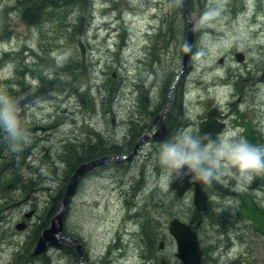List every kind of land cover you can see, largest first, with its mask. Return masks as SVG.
Masks as SVG:
<instances>
[{
	"label": "rangeland",
	"instance_id": "rangeland-1",
	"mask_svg": "<svg viewBox=\"0 0 264 264\" xmlns=\"http://www.w3.org/2000/svg\"><path fill=\"white\" fill-rule=\"evenodd\" d=\"M19 1L0 0V91L16 103L26 93L22 89L44 99L21 110L30 141L20 152L10 151L3 134L0 137V243H10L0 245V264H13L23 255L28 257L24 264H79L65 248H52L34 260L30 257L33 241L60 209L69 176L88 156L86 143L100 139L94 138L95 132L106 138L107 153L115 142L129 145L132 139L136 145L144 136L151 139L156 134L155 120L166 106L171 81L183 68L187 23L182 0L81 1L86 6L83 16L75 3L64 6L49 0L53 6L46 13L42 10L43 16L39 7L32 6L25 18ZM35 2L41 7V0ZM217 4L222 5L220 15L197 31L175 93L176 108L166 119L168 128L176 116L165 139L181 128L199 133L202 115L215 106L227 110L232 96L242 99L243 108L252 106L250 111L263 123L264 97L258 92L262 84L253 79L263 70L256 69L264 59V0L189 2L196 18ZM120 21L127 27L122 48ZM79 39L86 47L84 64ZM201 48L206 55L194 57ZM66 52L70 55L63 59ZM237 53L248 54V60L238 62ZM109 83L120 92L111 105ZM142 94L147 97L145 111L140 107ZM37 125L49 129L32 132ZM38 137L44 138L36 144ZM158 146L145 141L137 156L124 162L122 172L103 170L81 182L64 226L65 233L82 243L85 264H160L163 258L182 264L169 224L173 219L187 224L194 219L191 225L195 226L200 212L193 192L178 198L170 185L166 189L158 185L154 159ZM22 174L25 181L6 191L7 182ZM214 182L222 195L211 199L213 207L226 209L230 216H201L203 223L195 228L201 249L207 252L203 264H264V237L236 218L237 206L230 203L234 198L221 191L227 187L222 178ZM33 209L34 217L25 218ZM23 221L27 228L16 229ZM160 241L165 242L163 250Z\"/></svg>",
	"mask_w": 264,
	"mask_h": 264
},
{
	"label": "clouds",
	"instance_id": "clouds-1",
	"mask_svg": "<svg viewBox=\"0 0 264 264\" xmlns=\"http://www.w3.org/2000/svg\"><path fill=\"white\" fill-rule=\"evenodd\" d=\"M221 10L222 5L217 4L193 19V32L218 17ZM185 50L191 52V46L185 45ZM69 55L70 52L64 53L63 59ZM205 55L203 48L193 54L194 57ZM0 132L13 153L20 152L30 141V133L21 118V107L5 91H0ZM154 159L159 169L157 183L165 189L174 183L183 185L189 178L211 186L225 176L235 180L236 187L241 188L256 175L264 174V146L252 143L232 129L213 135L195 133L191 127L181 128L159 142Z\"/></svg>",
	"mask_w": 264,
	"mask_h": 264
},
{
	"label": "water",
	"instance_id": "water-1",
	"mask_svg": "<svg viewBox=\"0 0 264 264\" xmlns=\"http://www.w3.org/2000/svg\"><path fill=\"white\" fill-rule=\"evenodd\" d=\"M88 0H82L83 4H86ZM190 0H182V8L183 15L185 21L187 23V32H186V40L185 45L191 46V52L185 50L182 56L183 68L176 75L172 85L169 88L167 94V102L164 110L157 116L155 123H157V131L153 136L154 139L150 140L147 136H144L135 146V149L131 155L128 156H106L100 159L93 160L88 163L78 165L73 173L68 178V184L64 192L62 207L58 211V213L52 218L49 227L44 229L39 236L34 252L32 253V257H39L44 255L48 248H58L61 249L63 246H67L73 249L78 257L79 264H85V252L83 249L82 243L75 238L74 236L68 235L64 233V225L66 217L68 216L71 205L77 193L78 186L84 176L90 172L94 167L108 162H121V161H131L133 157L137 154V150L147 142H161L167 135L166 128V119L169 115V111L171 109L173 103V95L177 84L180 78L187 70V66L189 60L191 58L192 50L196 41L197 32H193L192 20L196 17L192 16L190 6ZM120 36H119V47L122 48L126 44L127 40V27L123 21H120L119 24ZM78 48L81 54L82 63H85L86 60V47L81 40L78 41ZM236 59L238 62H244L245 56L242 53H237ZM27 89H22V93H25ZM40 95L36 93L25 94L23 98H21L17 104L20 105L21 110L27 105H33L36 101H40ZM217 113H210L209 119L205 121L201 127L200 132H208L213 135L219 133L225 128V124L219 123L215 118ZM112 123L115 124V120L112 119ZM244 126V125H242ZM246 130L244 132L245 137L254 143V135L248 127H245ZM48 128H34L32 132L41 131L42 133L47 132ZM23 180V177L17 176L15 179L9 184V189H15ZM195 186L194 189V206L197 211L205 212L208 209V197L206 193L201 189V186L198 183H191L190 178L186 179L181 185L180 183H174L171 185V189L177 193L179 198H183L185 194ZM243 202L245 204V209L240 213V215L244 218L250 219L253 221L254 230L263 234L264 236V212L260 211L251 197L246 196L243 197ZM31 214L27 215L30 218ZM201 222L197 224L200 226ZM17 229L23 231L26 229V225L24 223L17 225ZM169 232L172 237L175 239L177 244V254L176 257L181 261L182 264H201L203 251L200 247V242L198 239V233L193 229L191 225H188L182 222L179 219H173L169 224ZM164 242H161L159 245V249H164ZM161 264H171L166 259L161 260Z\"/></svg>",
	"mask_w": 264,
	"mask_h": 264
},
{
	"label": "flooded vegetation",
	"instance_id": "flooded-vegetation-1",
	"mask_svg": "<svg viewBox=\"0 0 264 264\" xmlns=\"http://www.w3.org/2000/svg\"><path fill=\"white\" fill-rule=\"evenodd\" d=\"M245 59L248 60V54H247V56H245ZM262 67H263L262 75L260 77L255 76V78L253 79L254 82H258L259 84H262V85H260V86H262V88H258V92L260 93V98H263L264 97L263 96V93H264V59L262 60V62L260 64L257 65V69L256 70L258 71ZM248 81H249V79H246L245 80V82H248ZM176 90H175L174 95H173V103H172V106H171V109H170L171 113L174 112V110L176 108V101H175V93H176ZM28 94H31V93H28ZM43 99L44 98L41 97V100H43ZM234 100H235V96H232L231 97V101L226 104L227 107H225V109H227V110L220 109L219 106H215L211 110H207V112H205L206 114L202 115V117H201L202 121H201L200 126H199V133L201 131V127H202L203 123L209 119V114L210 113H217V116L215 118L218 120L219 123L225 124V128H223V130L224 129L236 130V131L239 132V134L241 136H243L244 138H246L245 135H244V132L246 130L245 127H248V129L251 132H253V135H254V144H258V145L264 146V126H263L264 125V118H263V123H261L256 118L255 111H253V112L250 111L252 106L249 105V106H247V108H243L242 107V103H241V100H242L241 98H239V99H237L235 101ZM175 118H176V116H175ZM175 118L171 119V123H170V125L167 128V130H168L167 136L170 133V131L172 130V126H173L172 120H174ZM182 118H180L179 120L181 121ZM166 123H167V121H166ZM242 125H244V126H242ZM37 127H42V126L37 125L34 128H37ZM42 138H44V137H38L35 140V143L37 144ZM94 138H97V139L100 138V139L98 141H96V142H93V143H86V146L85 147H86L87 151H85V154L86 155L88 154V156H85L84 161L78 163L75 166V168L78 165H80V164L88 163V162H91L93 160L100 159V158H103V157H106V156H112V155L122 156L123 153H112L111 154V153H107L106 152V150H105V148H106V146H105V140H106V138L103 137L102 134L95 132ZM131 140L128 141L129 144H130ZM114 146L117 149H120L122 147L125 148L126 145L121 146V145L118 144V142H115L114 143ZM127 146H129V145H127ZM32 148H36V145L33 146ZM32 148L30 150H32ZM30 150L28 152L29 153L28 156H30V155L33 154L32 151H30ZM93 150L95 151V153L93 152ZM123 164H124V161H122V162H116V163L113 162V163H109V164H106L105 163V164L98 165V166L94 167L92 170H90V172H88L84 176V178L82 179V181L85 180V179H87L88 177H90L92 175H97L99 172H101L103 170H105V172L108 171V170L111 171L112 168H118L119 169V173H120L123 170L122 169L124 167ZM74 169H73V171H74ZM143 173H145V172H143ZM20 177H23L22 182H24L25 181V176L22 174V175H20ZM14 179H12L11 181L7 182V184L4 187L6 191L11 192V191L14 190V189H9L8 188L9 184ZM145 179H146V173H145ZM190 181H191V183H198L201 186V189L206 193V195L208 197V202H207L208 209L204 213L196 214V218L199 216V219L197 221V224L200 223V222H201V224L203 223V220L201 219V216L202 215L207 216L209 214L212 215V214H218L219 213V214H224V215L230 216V214L227 213V210L226 209H222V208L215 209L213 207V202L211 201V199L214 198V197H216V196H218V195H222V193L219 190H216V187L217 186H216L215 182H213V184L211 186H208V185L201 184L196 179H192ZM222 181H223V183L226 184L227 187L225 189H221V191L222 192H226L227 193L226 196H231V197L234 198V199H230V203H231V205L233 204V205H236L237 206V208L234 209L235 212H236V218L240 222H243V223L246 222L247 225H250L252 227V229L254 230L253 221L250 220V219H242V216L240 217V213L245 209V204L243 202V197H246V196L251 197L252 200L254 201L256 207L260 211L264 212V192H263V190H264V174L256 175L251 182L245 184L241 188H237L236 187V181L234 180V183H233V179H231V178H229L227 176L222 177ZM81 182H80V184H81ZM80 184H79V186H80ZM79 186H78V188H79ZM145 186H146V182H145L144 187ZM194 189H195V186L193 185L189 192H193L194 193ZM56 206L57 205H55V204L53 205V207L51 208L49 214H51V212L53 211V209ZM29 214H31L30 218L27 217V215H29ZM34 214H35V211L33 209L29 213H26L25 214V218L32 219L34 217ZM0 216L3 217V215H1V212H0ZM193 221H194V219L191 220V223H189V225H191ZM23 222H25V221H23ZM229 222H230V220H229ZM17 225H16V229H17ZM191 226L193 228L194 227H197V225H195V226L191 225ZM259 234L263 236V234H261V233H259ZM38 239H39V237L37 238L36 241L35 240L33 241L34 249L32 250V252L30 254V257L32 259H34V260L40 259V257H42V256L45 255L44 254V255L39 256V257H32V253L35 250V247H36V244H37ZM9 244L10 243L8 242V240H4L3 242L0 243L1 246L9 245ZM61 249H64V247L61 248ZM61 249H58V250H61ZM49 250H51V249L49 248L47 250V252H49ZM24 260H26V262L28 261L27 255L17 256L16 257V261L13 264H24L23 263ZM160 264H161V261H160ZM202 264H203V262H202Z\"/></svg>",
	"mask_w": 264,
	"mask_h": 264
},
{
	"label": "trees",
	"instance_id": "trees-1",
	"mask_svg": "<svg viewBox=\"0 0 264 264\" xmlns=\"http://www.w3.org/2000/svg\"><path fill=\"white\" fill-rule=\"evenodd\" d=\"M199 1V0H198ZM20 3H19V5L22 7V16L24 15V18H25V16H26V14H28V13H30L29 11L31 10V8H32V6H34L35 8H37V7H39L40 8V10H39V14L41 15V16H43V14L41 13V11L43 10V13H46L47 12V9L49 8V7H51V6H53L52 4H50L49 3V0H41V7L39 6V4H40V2H35V0H22V1H19ZM22 2V3H21ZM66 2H68V3H75V4H77V8L79 7L80 8V10L82 11V16H83V12H84V9H85V7L86 6H84V5H82V3H81V0H56V3H57V5H60V4H62V5H66ZM195 2V1H194ZM180 9H181V7H180ZM81 22H83L82 20H80ZM35 21H33V23H34ZM174 79H175V77L173 78V80L171 81V82H173L174 81ZM172 84V83H171ZM56 86H62V84H59V85H56ZM86 96V94H83V97H85ZM85 102H88L89 100H87L86 98H85ZM147 97L145 96V95H141V98H140V107H141V110L142 111H145L146 109H144L145 108V106H146V104H147ZM138 129V128H137ZM136 130V129H135ZM134 130V131H135ZM141 131H143V129H141L140 131H138V132H141ZM3 133L2 132H0V137H1V135H2ZM134 145H135V142L134 141H132L130 144H129V146H125V148H120V149H117L116 147L115 148H113L111 151H109V153H123L122 155H128V154H130L132 151H133V147H134ZM63 195H64V192H63V194H62V197H61V202H60V205L62 204V199H63ZM61 196V195H60ZM145 214H147V213H145ZM146 221H144V223H145ZM199 228V227H198ZM65 249H67L68 251H70V252H73L75 255H76V253L71 249V248H68V247H64ZM205 253H207L206 252V250L204 251V255H205ZM77 256V255H76Z\"/></svg>",
	"mask_w": 264,
	"mask_h": 264
},
{
	"label": "bare ground",
	"instance_id": "bare-ground-1",
	"mask_svg": "<svg viewBox=\"0 0 264 264\" xmlns=\"http://www.w3.org/2000/svg\"><path fill=\"white\" fill-rule=\"evenodd\" d=\"M260 32V31H259ZM79 40H81V39H79ZM107 88H106V90H107V92H108V96H107V100H108V102H109V104L111 105V102L113 103L115 100H117L118 98H119V95H120V92H119V90L117 89V87L115 86V84H113V83H109L107 86H106ZM118 90V91H117ZM86 98H88L87 96H85ZM87 105H88V107H90V108H94V105H93V103H92V101L89 99V101L87 102ZM133 129H136V127H133ZM156 131H157V129H156ZM167 136V135H166ZM166 138V137H165ZM164 138V139H165ZM154 139V137H152L151 138V140H153ZM163 139V140H164ZM162 140V141H163ZM152 143V142H151ZM155 143V142H154ZM156 143H158V142H156ZM112 156H114V155H112ZM115 156H117V155H115ZM114 161H112V162H108V163H106V164H109V163H113ZM122 162V161H121ZM116 163V162H115ZM103 164H105V163H103ZM101 165V164H100ZM161 242H164V241H160L159 243H161ZM165 243V242H164ZM73 250V249H72ZM74 251V250H73ZM203 251V250H202ZM203 254H204V252H203Z\"/></svg>",
	"mask_w": 264,
	"mask_h": 264
}]
</instances>
